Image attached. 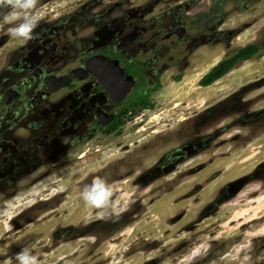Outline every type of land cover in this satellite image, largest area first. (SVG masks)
Instances as JSON below:
<instances>
[{
  "label": "rangeland",
  "instance_id": "rangeland-1",
  "mask_svg": "<svg viewBox=\"0 0 264 264\" xmlns=\"http://www.w3.org/2000/svg\"><path fill=\"white\" fill-rule=\"evenodd\" d=\"M39 1L33 11L42 18L50 10ZM61 1L53 8L65 10ZM13 26L0 20V67L25 41L8 34ZM212 33L184 69L156 73L159 86L155 77L146 86L151 106L131 100L117 131L81 146L74 95L31 87L33 70L18 82L20 66L11 63L0 85V264H17L22 248L42 264H264V115L259 124L239 121L264 110V56L200 85L228 48L264 37V2L214 23ZM8 86L31 98L28 119L5 107ZM244 97L253 101L246 110ZM16 120L35 131L8 149L2 140L17 133ZM30 142V151L20 149ZM177 148L189 154L172 161ZM170 161L175 167L162 172ZM96 178L112 192L99 207L81 196Z\"/></svg>",
  "mask_w": 264,
  "mask_h": 264
},
{
  "label": "flooded vegetation",
  "instance_id": "flooded-vegetation-1",
  "mask_svg": "<svg viewBox=\"0 0 264 264\" xmlns=\"http://www.w3.org/2000/svg\"><path fill=\"white\" fill-rule=\"evenodd\" d=\"M56 0L39 1L47 7V15L39 18L31 38L7 58L0 67V85L11 77L5 76L15 61L20 66L18 82L27 77V71H35L26 79L31 87L36 82L49 89L48 79L67 77L66 89L74 95L72 110H76L79 123L76 128L81 145L93 140L98 134H111L128 117V102L151 97L153 90L146 86L153 82L155 90L159 86L156 73L168 68L184 69L198 54V49L207 46L212 40L214 23H226L236 12L245 14L249 9L258 8L264 0H63L64 9L53 3ZM253 19L245 25H254ZM218 28V27H217ZM236 32H234L235 36ZM232 36V35H231ZM228 38L232 43L234 36ZM263 38V39H262ZM33 45H36L33 48ZM256 45L258 50L251 58L240 59L234 66L250 59L264 56V37L254 36L253 41L238 45L224 52V58H231L241 49ZM250 51V50H249ZM176 53L178 55H176ZM263 53V54H260ZM88 67V61L95 57ZM194 61V60H193ZM233 67V68H234ZM232 68V69H233ZM26 72V74H24ZM62 82L57 80L54 85ZM2 83V84H1ZM53 83V82H51ZM54 86V87H55ZM58 91V90H57ZM50 92H53L50 90ZM55 92V91H54ZM4 100L7 109L20 111L19 119H28L31 98L8 86ZM69 97H66L68 101ZM65 99V98H64ZM68 99V100H67ZM39 97L34 96V102ZM65 101V102H66ZM64 102V103H65ZM245 110L253 101L242 99ZM17 103H19L17 106ZM16 105V106H15ZM31 108V107H30ZM67 109V107H66ZM18 113V112H17ZM0 111V128L3 126ZM264 110L249 114L243 112L239 121L242 124H259ZM16 115V114H13ZM26 116V117H25ZM18 130L11 139H3L2 145L8 149L18 144L19 138H26L35 129L29 122H16ZM11 125V126H12ZM23 125L25 132L19 133ZM33 128V130H32ZM35 131V130H34ZM35 144H23L21 150H31ZM186 148H177L172 161L188 155ZM84 154L80 155V158ZM160 165L162 172L175 167ZM161 164V163H160ZM159 169V167H157ZM157 174V173H156ZM154 174V176L156 175Z\"/></svg>",
  "mask_w": 264,
  "mask_h": 264
},
{
  "label": "clouds",
  "instance_id": "clouds-1",
  "mask_svg": "<svg viewBox=\"0 0 264 264\" xmlns=\"http://www.w3.org/2000/svg\"><path fill=\"white\" fill-rule=\"evenodd\" d=\"M36 0H0V20L4 24H15L8 27L7 32L13 38L28 40L33 29L37 26L39 14L33 11ZM8 11H3V9ZM18 21V23H16ZM112 195L111 188L105 181L96 178L90 185H86L81 193L86 204L99 207L106 203ZM17 264H42L41 259L28 248H22L15 255Z\"/></svg>",
  "mask_w": 264,
  "mask_h": 264
},
{
  "label": "trees",
  "instance_id": "trees-1",
  "mask_svg": "<svg viewBox=\"0 0 264 264\" xmlns=\"http://www.w3.org/2000/svg\"><path fill=\"white\" fill-rule=\"evenodd\" d=\"M250 50V51H249ZM258 50L256 45H249L231 58L220 60L200 80V85L208 86L216 80L225 76L239 62L240 59H248ZM263 54V53H260ZM142 107L151 106L150 98L146 97L140 101Z\"/></svg>",
  "mask_w": 264,
  "mask_h": 264
},
{
  "label": "water",
  "instance_id": "water-1",
  "mask_svg": "<svg viewBox=\"0 0 264 264\" xmlns=\"http://www.w3.org/2000/svg\"><path fill=\"white\" fill-rule=\"evenodd\" d=\"M95 58H96V56L95 57H92L88 61V67H91L93 65ZM61 79H62V82L59 83V85H56L55 86L54 83H56L57 80H61ZM57 80H54L53 79V81H51V80L48 79V86H49V89L51 91H57V90L61 89L63 86H65L67 84L68 78L67 77H62V78H57ZM51 82H53V83H51Z\"/></svg>",
  "mask_w": 264,
  "mask_h": 264
},
{
  "label": "bare ground",
  "instance_id": "bare-ground-1",
  "mask_svg": "<svg viewBox=\"0 0 264 264\" xmlns=\"http://www.w3.org/2000/svg\"><path fill=\"white\" fill-rule=\"evenodd\" d=\"M217 58H218V57H217ZM217 61H218L217 59H216L215 61H212V62L210 61V62H211L210 67H212L213 65H215ZM210 67H209V68H210ZM240 163H241V162H240ZM240 163L238 162L237 165H239ZM237 165H236V166H237Z\"/></svg>",
  "mask_w": 264,
  "mask_h": 264
}]
</instances>
